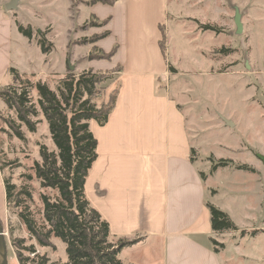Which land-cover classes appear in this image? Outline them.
<instances>
[{"label":"rangeland","instance_id":"1","mask_svg":"<svg viewBox=\"0 0 264 264\" xmlns=\"http://www.w3.org/2000/svg\"><path fill=\"white\" fill-rule=\"evenodd\" d=\"M91 2L23 0L17 20L25 30H32L33 39L26 42L28 38L17 24L14 34L17 57L22 56L28 73L25 77L42 81L56 92L67 72L81 74L91 61L99 60H91L92 53H104L92 41L91 24L97 20L91 14ZM164 32V53L176 74L168 81L169 94L178 99L187 119L196 163L210 175L218 161L229 162L213 178L217 190L212 191L209 201L227 212L238 232L222 233L217 239L223 247L218 248L230 253L225 264H264V0H169ZM41 38L50 50L47 54L39 45ZM36 75L38 80L34 81ZM111 89L98 95V105L109 101ZM30 96L38 112L32 117L37 123L35 133L0 99L1 114L21 124L26 138H17L0 119V161L3 176L15 185L14 194H20V209L48 231L43 196L55 199L58 192L41 187L35 166L42 162V145L49 152H56V147L39 108L36 87ZM241 166L247 169L240 170ZM85 193L87 197V190ZM0 219L9 264H19L14 239L34 245L38 256L46 255L50 263L68 262L66 245L54 235L52 246L41 247L14 211L7 210Z\"/></svg>","mask_w":264,"mask_h":264},{"label":"crops","instance_id":"2","mask_svg":"<svg viewBox=\"0 0 264 264\" xmlns=\"http://www.w3.org/2000/svg\"><path fill=\"white\" fill-rule=\"evenodd\" d=\"M14 1L0 0V88L15 85L17 75H28L22 56L17 57L14 34L23 0L12 8ZM91 14L106 21L92 27V35L106 34L94 47L104 53L117 50L110 60L91 61L87 71L121 67V72L109 88L118 87L119 93L106 125L90 124L98 158L85 185L87 199L116 241L134 242L119 254L124 264H225L230 253L218 248L217 237L223 234L212 230L208 208H221L209 196L217 190L213 178L225 167L210 175L199 168L187 119L169 94L168 81L176 74L160 45L169 0L98 3ZM6 212L0 169V217Z\"/></svg>","mask_w":264,"mask_h":264},{"label":"trees","instance_id":"3","mask_svg":"<svg viewBox=\"0 0 264 264\" xmlns=\"http://www.w3.org/2000/svg\"><path fill=\"white\" fill-rule=\"evenodd\" d=\"M118 0H92L94 5L102 3L114 5ZM104 22H92V27H103ZM206 31L217 32L216 28L203 26ZM164 27H161V49L164 52ZM20 33L28 39L33 38L32 30L19 26ZM106 34L94 36L93 42L104 38ZM46 40L41 38L39 45L43 53L49 50ZM115 47L110 53L95 52L91 60H110L116 53ZM165 54V53H164ZM171 71H174L171 69ZM121 67L108 72L94 73L85 71L79 75L71 74L61 81L57 91H52L42 81L33 82L30 78L17 75L15 85L0 88V99L15 112L17 120L26 125L30 132L37 131V123L32 117L38 112L30 96L34 87L38 90V105L49 124V130L56 147V152H49L42 145V162L36 163L35 171L42 188L56 190L58 198L43 196L44 218L50 230L44 231L31 214L20 209V194H14L15 185L3 176L6 191L7 210L14 211L16 217L26 226L30 236L41 247H50L52 235L66 245L68 262L66 264H124L120 252L134 242L116 241L111 235L110 226L100 213L92 207L85 193L89 173L98 158V142L90 124L96 122L105 126L113 112L119 93L116 87L110 93L108 102L100 105L96 102L99 94L106 92L116 82V75ZM14 135L22 141L26 138L21 131V124L10 120L0 113ZM229 162L220 160L212 166V172L226 167ZM0 169L3 165L0 161ZM240 170L247 169L239 167ZM28 195L29 193L26 192ZM14 198V199H13ZM13 200V201H12ZM212 230L217 233L237 232L238 228L230 216L214 205L208 204ZM3 224V220L0 219ZM4 227V224H3ZM12 233V230L11 232ZM245 235V232H243ZM215 243V241L213 242ZM13 246L19 264H54L46 255L38 256L34 245L26 246L23 239H14ZM223 247V244L220 245ZM219 250H216L218 252Z\"/></svg>","mask_w":264,"mask_h":264},{"label":"water","instance_id":"4","mask_svg":"<svg viewBox=\"0 0 264 264\" xmlns=\"http://www.w3.org/2000/svg\"><path fill=\"white\" fill-rule=\"evenodd\" d=\"M15 4H16V0L13 2L12 8L14 7ZM0 264H9L8 244H7L4 227L1 221H0Z\"/></svg>","mask_w":264,"mask_h":264}]
</instances>
